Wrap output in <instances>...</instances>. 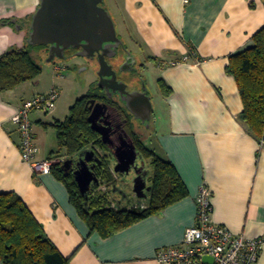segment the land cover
<instances>
[{"label": "crops", "instance_id": "1", "mask_svg": "<svg viewBox=\"0 0 264 264\" xmlns=\"http://www.w3.org/2000/svg\"><path fill=\"white\" fill-rule=\"evenodd\" d=\"M105 3L120 25L132 27L131 34L152 49L158 80L170 88L154 101L151 97V128L139 137L172 162L188 196L108 238L90 233L64 184L52 173L36 174L21 157L11 117L31 97L25 91L28 81L0 91V193L20 196L60 253L71 256L70 264H160L154 260L156 250L179 243L194 224L195 195L202 183L211 191L214 223L233 233L264 237V141L249 134L238 119L242 101L233 77L225 72L228 57L251 46L252 35L264 25V0ZM38 4L0 0V55L24 44ZM12 18L17 24L5 22ZM34 122L47 128L55 121L46 123L39 115L32 119L36 158L54 156L57 148L46 144L44 130ZM136 201L128 200L127 206ZM140 202L146 204L147 197ZM255 264H264V246Z\"/></svg>", "mask_w": 264, "mask_h": 264}, {"label": "trees", "instance_id": "2", "mask_svg": "<svg viewBox=\"0 0 264 264\" xmlns=\"http://www.w3.org/2000/svg\"><path fill=\"white\" fill-rule=\"evenodd\" d=\"M5 22L17 24L14 18ZM26 39L27 33L22 46L10 47L0 55V91L13 89L41 73L42 67L38 59L47 54L48 46L31 45ZM225 72L233 77L242 101L238 119L249 134L260 142L264 141V25L252 35L251 46L228 57ZM158 82L168 94L170 88L163 79ZM91 97L108 101L95 83H92L87 93L77 98L69 107L68 115L62 121L51 124L57 142L54 157L63 154L64 158H77L81 151L92 150L100 159V163L94 168L98 182L99 179L106 182L109 185L108 191L113 194L115 192L112 188L116 186L114 172L109 155L103 153L109 147L91 129L87 120L88 110L85 105ZM118 109L124 111L125 108L119 106ZM129 129L130 132L131 127ZM130 136L142 158L148 160L151 167L148 175L150 190L143 207H140V201L144 198L129 206L121 205L118 200L113 199L117 207H111L109 192L95 190L98 184L92 185L84 196L72 173L62 168V162L55 163L51 168V173L66 187L69 201L88 226L89 232H95L101 238H108L141 219L160 214L169 205L188 196V189L172 162L145 145L139 135L132 134L131 131ZM70 259L71 256L65 257L60 253L17 193H0L1 264H70Z\"/></svg>", "mask_w": 264, "mask_h": 264}, {"label": "water", "instance_id": "3", "mask_svg": "<svg viewBox=\"0 0 264 264\" xmlns=\"http://www.w3.org/2000/svg\"><path fill=\"white\" fill-rule=\"evenodd\" d=\"M103 0H39L35 12L31 16L29 29L27 31L26 42L34 45H47L48 52L46 60L52 62L55 58L64 59V51L71 48H80L76 53L84 57H91L98 52L99 77L98 86L108 90L109 86L105 84L108 80L116 84L117 88L110 87L113 91H118L124 95L122 100L126 108L135 116L138 111H143L146 116L142 119H149L151 115V101L145 91L128 92L126 84L116 79L115 72L105 61L104 48L113 44V48L118 45L120 39L116 35L115 23L110 12L101 5ZM105 69H109L107 72ZM109 77V78H106ZM88 117L87 120L92 130L97 132L101 141L112 146L109 131L112 129L111 123L107 120L109 113L108 105L105 102L95 99L86 102ZM121 126V124L117 125ZM124 136H120L119 143L112 146V154L115 162L113 171L116 173L128 174L131 170L136 174L132 179L131 191L137 199L147 196L150 185L146 184V174H138L136 161L142 158L141 153L136 149L132 140L127 139L125 130ZM90 152L94 158L87 153ZM93 161L92 164H89ZM72 163L74 166L72 167ZM100 163V159L90 149L81 151L77 159L67 157L62 161V168L72 173L81 194L86 193L92 185L98 184V177L94 168ZM113 192L120 195L121 200H126L128 194L125 190L116 186L112 188ZM205 262H211V258L204 257Z\"/></svg>", "mask_w": 264, "mask_h": 264}, {"label": "built area", "instance_id": "4", "mask_svg": "<svg viewBox=\"0 0 264 264\" xmlns=\"http://www.w3.org/2000/svg\"><path fill=\"white\" fill-rule=\"evenodd\" d=\"M174 64V63H173ZM61 67L56 66L59 71ZM58 89L51 88L47 93L35 94L25 99L11 121L19 132V149L22 159L30 165L36 174H49L55 163L62 162L64 157L56 156L37 159L38 147L33 139L32 121L30 114L33 111L47 113L55 108ZM114 172V171H113ZM117 173L114 177L117 179ZM109 185L98 182L97 191H108ZM94 190V191H95ZM109 192V191H108ZM211 191L202 183L195 195L196 213L194 224L184 230L179 243L159 247L154 260L160 264H255L264 246L262 235L246 236L242 233H233L227 227L214 223L211 219L212 205ZM111 207H117L109 192ZM144 204L140 203V207ZM211 258L205 262L204 257Z\"/></svg>", "mask_w": 264, "mask_h": 264}, {"label": "rangeland", "instance_id": "5", "mask_svg": "<svg viewBox=\"0 0 264 264\" xmlns=\"http://www.w3.org/2000/svg\"><path fill=\"white\" fill-rule=\"evenodd\" d=\"M103 6L106 7L105 0ZM111 16L115 23L117 34L121 35L132 44L134 55L137 60L142 63L140 68L142 75L139 76V79L143 82L142 87L144 88V91L147 92L150 99L152 97L153 101L156 100L160 91H162V88H160L158 84L159 71L153 62L154 55L152 49L149 47L147 48L146 45H144L139 35L137 36L135 33L131 34V31H133L132 27L125 28L123 25H120L119 21H117L118 19L116 13L111 14ZM46 58L47 54H43L42 57H39L38 60L42 67V71L36 78L27 82L25 91L29 97H32L35 94L47 93L51 88L58 89L59 95L55 101V108L52 111L47 113H37L33 111L30 114L31 121L33 117L39 115L44 122L52 123L56 120H63L69 113V106H71L77 98L87 93L92 82L97 78L96 69L98 62L96 59L86 62L81 57L71 58L67 56L64 59L55 58L52 62H48ZM56 66L61 67V69L56 71ZM132 83L135 86L139 85V81L136 79ZM34 124L44 130L46 135V144H50L52 147L57 148L55 146L56 134L52 126L44 128V126L38 122H34ZM103 153L109 155L108 158L111 160L110 165L113 171L115 160L111 157L112 151L109 148H106ZM63 156L65 155L62 154V157ZM137 160L136 165L140 169H144L146 175H149L151 171L149 161L141 157ZM119 174L120 173H118V175ZM135 175L134 171L131 170L128 174H120L122 179L119 176L117 177L120 179L113 177L116 187L122 188L128 194V198L125 201L120 199L121 197L117 195L118 193L111 194L113 199L120 200L121 205H128V200L136 199L131 191L132 179ZM147 183L148 182H146V184Z\"/></svg>", "mask_w": 264, "mask_h": 264}, {"label": "flooded vegetation", "instance_id": "6", "mask_svg": "<svg viewBox=\"0 0 264 264\" xmlns=\"http://www.w3.org/2000/svg\"><path fill=\"white\" fill-rule=\"evenodd\" d=\"M104 0L102 1L101 5L103 6ZM117 37L120 39V42L116 47L113 48V44L108 47L104 48L105 56L104 59L105 61L111 66V69L115 72L116 74V79L118 81H121L126 84V90L128 92H133V91H144L143 82L141 79H139V76H141V66L142 63L139 62L134 55L132 44L128 42L125 38H123L121 35L117 34ZM80 50V48H71V49H66L64 51L65 56L67 57H81L83 58L86 62L92 61L94 59L97 60L98 62V52L94 53L91 57H84L77 55L76 53ZM99 69V64L97 65L96 71ZM105 71L109 72V69H105ZM109 78V77H106ZM139 81V85L135 86L132 82L134 80ZM98 81L99 77L97 75V78L92 82L95 83V86L99 89V92H102L107 100H100L96 97H91L88 98V100L95 99L96 101L100 102H105L108 105L107 111L109 113V116L107 117V120L110 121L112 129L109 131L110 134V139L112 140V146H115L116 144L119 143L120 136H124V131L122 128L125 130L127 134V139H130L133 141L129 134V128L131 127L132 134L139 135L141 132L144 130H150L151 128V118L143 120L142 118L146 116V113L143 111H138L139 116H135L134 114L130 113V111L126 108L125 102L122 100V97L124 96L123 94L120 95L118 91H113L110 87L117 88L116 84H113L110 81H106L105 84L109 86L108 90H106L102 86H98ZM145 94L147 92L145 91ZM88 105H85L87 109ZM119 106L124 107V111H121ZM89 113V112H88ZM121 126H117V125ZM130 131V132H131ZM106 145V144H105ZM110 150L112 151L113 148L110 145H107ZM137 149V148H136ZM89 156L94 158V155H92L90 152L87 153ZM113 156V154H112ZM114 158V156H113ZM65 159V158H64ZM75 160L77 158H74ZM115 160V159H114ZM138 161V160H137ZM136 161V164H137ZM115 162V161H114ZM93 161H90L89 164H92ZM74 166V163H72V167ZM138 174L145 176L144 169H140L138 166ZM70 169V168H69ZM67 171H70V170ZM71 172V171H70ZM122 175V173H120ZM120 177V175H119ZM121 178V177H120ZM117 177V179H120ZM122 179V178H121ZM148 179V175H146V182Z\"/></svg>", "mask_w": 264, "mask_h": 264}]
</instances>
